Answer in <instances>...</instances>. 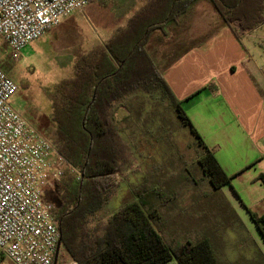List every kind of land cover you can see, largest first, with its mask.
Wrapping results in <instances>:
<instances>
[{"label":"trees","instance_id":"1","mask_svg":"<svg viewBox=\"0 0 264 264\" xmlns=\"http://www.w3.org/2000/svg\"><path fill=\"white\" fill-rule=\"evenodd\" d=\"M202 1L212 6L237 39L233 23L250 29L264 23V0H148L124 27L78 54L71 76L54 85L49 115L53 144L78 172L74 178L66 168L74 177L57 182L58 204L51 210L60 233L62 254L59 251L57 264L64 256L74 264H232L220 261L211 234L165 242L158 231L159 208L177 199L179 189L161 190L145 181L132 188L131 201L106 212L121 186L118 176L130 167L136 170L133 144L118 129L115 113L137 95L166 103L189 129L199 147L200 180L211 192L230 184L231 177L204 144L163 75L171 62L164 64L150 49L156 33L167 37L185 25ZM209 88L216 91L213 84ZM184 180L194 183L189 175ZM260 180L264 184L263 175ZM248 214L264 240V215L249 210ZM259 257L258 264H264L260 251ZM2 260L0 256V264Z\"/></svg>","mask_w":264,"mask_h":264},{"label":"rangeland","instance_id":"2","mask_svg":"<svg viewBox=\"0 0 264 264\" xmlns=\"http://www.w3.org/2000/svg\"><path fill=\"white\" fill-rule=\"evenodd\" d=\"M147 1L95 0L23 47L17 59L12 58L7 49H0V67L18 87L13 97V107L54 143L53 124L49 116L54 85L71 76L73 60L78 54L89 51L115 30L124 27L127 20ZM190 20L193 27L183 32ZM221 24L224 22L212 6L202 1L185 25L173 29L174 33L171 30L167 37L156 33L150 49L166 64L185 47L202 42L207 32ZM233 27L240 39L234 36L228 39L226 35L219 34L213 38L214 41L221 42L225 46L224 51H234L229 43L235 42L257 67L263 68L264 23L250 29L235 22ZM217 54L222 57L220 52ZM10 72L17 77L11 76ZM115 123L123 137L133 144L136 170L130 167V170L126 169L118 176L121 186L108 204L107 215L131 201L132 188L142 182L148 181L161 190L179 189L181 192L177 199L159 208L161 223L158 231L165 242H184L211 234L221 262L261 263L260 250L251 241L250 227L235 217L219 192H211L207 182L200 180L197 142L166 103L137 95L116 110ZM63 172L61 178L52 179L44 188L43 199L52 207L58 204V180L78 176L76 170L72 172L74 175H69L66 168ZM187 175L194 183L185 182L184 176ZM183 184L185 186L179 188ZM199 223L215 231L201 228ZM0 256L3 258L1 264H10L2 254ZM58 264L74 263L64 256Z\"/></svg>","mask_w":264,"mask_h":264},{"label":"crops","instance_id":"3","mask_svg":"<svg viewBox=\"0 0 264 264\" xmlns=\"http://www.w3.org/2000/svg\"><path fill=\"white\" fill-rule=\"evenodd\" d=\"M189 27H193L191 20L183 32ZM219 34L228 39L234 36L227 24L214 26L202 42L173 57L163 75L204 144L231 177L230 184L219 191L221 198L250 227V236L264 256V240L248 214L249 210L264 215V184L260 180L264 176L263 68L233 41L229 45L234 51H224L225 46L213 39Z\"/></svg>","mask_w":264,"mask_h":264},{"label":"built area","instance_id":"4","mask_svg":"<svg viewBox=\"0 0 264 264\" xmlns=\"http://www.w3.org/2000/svg\"><path fill=\"white\" fill-rule=\"evenodd\" d=\"M95 0H0V40L12 58ZM264 78V67L262 69ZM18 90L0 68V254L12 264H52L60 233L44 188L75 169L13 107Z\"/></svg>","mask_w":264,"mask_h":264},{"label":"water","instance_id":"5","mask_svg":"<svg viewBox=\"0 0 264 264\" xmlns=\"http://www.w3.org/2000/svg\"><path fill=\"white\" fill-rule=\"evenodd\" d=\"M60 247H61V242L59 240L58 243H57V246H56V250H55L54 256H53L52 264H57V259H58V254H59V251H60Z\"/></svg>","mask_w":264,"mask_h":264},{"label":"flooded vegetation","instance_id":"6","mask_svg":"<svg viewBox=\"0 0 264 264\" xmlns=\"http://www.w3.org/2000/svg\"><path fill=\"white\" fill-rule=\"evenodd\" d=\"M10 75L13 76L14 78L17 77L16 74L15 73H12V72H10Z\"/></svg>","mask_w":264,"mask_h":264}]
</instances>
